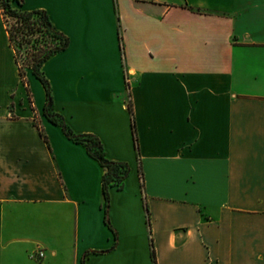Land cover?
I'll return each instance as SVG.
<instances>
[{"label": "crops", "instance_id": "crops-1", "mask_svg": "<svg viewBox=\"0 0 264 264\" xmlns=\"http://www.w3.org/2000/svg\"><path fill=\"white\" fill-rule=\"evenodd\" d=\"M22 1L69 39L42 66L55 111L130 173L110 250L103 170L43 116L0 12V264H264V0Z\"/></svg>", "mask_w": 264, "mask_h": 264}, {"label": "trees", "instance_id": "trees-1", "mask_svg": "<svg viewBox=\"0 0 264 264\" xmlns=\"http://www.w3.org/2000/svg\"><path fill=\"white\" fill-rule=\"evenodd\" d=\"M15 5V6H13ZM22 0H0V12L6 24L5 17L15 21L12 27L6 25L8 33L9 46L14 53V61L17 65L18 74L22 82L25 80L26 70H30L33 76L40 81L45 89L46 101L43 106V116L52 124L58 126L65 137L74 143L82 145L87 154L97 161L103 170L102 175V207L103 220L105 225L113 232V243L110 250H113L117 245V234L112 228L108 216L110 205L109 191L112 187L117 190L124 188L125 180L130 173V167L125 162L113 161L107 158L103 144L93 134L75 133L65 122L63 116L55 111L54 100L51 92V87L42 72L43 64L53 55L64 51L69 45V39L61 32L55 29L51 20L44 10L23 11ZM114 11L117 14L116 5L114 3ZM198 13L205 11L188 7ZM118 37L120 41L121 55H123V46L120 35V26L118 25ZM24 47L25 56L23 62L19 60V49ZM128 110L131 115V129L135 147L137 148V137L135 123L133 118L132 106L128 103ZM41 136L46 140L42 130ZM140 180L142 184V173L140 172ZM105 251H88L85 252L81 264H84L85 257L90 253H103ZM150 257L153 264L155 263V252L153 244L150 246Z\"/></svg>", "mask_w": 264, "mask_h": 264}, {"label": "rangeland", "instance_id": "rangeland-1", "mask_svg": "<svg viewBox=\"0 0 264 264\" xmlns=\"http://www.w3.org/2000/svg\"><path fill=\"white\" fill-rule=\"evenodd\" d=\"M5 20H6V24L5 25H7L8 27H12L14 25V23H15V21L13 19L9 18L8 16L5 17ZM19 52H20L19 60L22 63L23 62V58L25 56L24 47H22L21 49H19ZM31 259L34 260L38 264L41 263V261H42V259H40V260L38 259L37 260V259L32 258V257H31Z\"/></svg>", "mask_w": 264, "mask_h": 264}, {"label": "built area", "instance_id": "built-area-1", "mask_svg": "<svg viewBox=\"0 0 264 264\" xmlns=\"http://www.w3.org/2000/svg\"><path fill=\"white\" fill-rule=\"evenodd\" d=\"M43 256H44V254H43V252L41 251V250H38V251H36V252H34L32 255H31V257L32 258H35V259H42L43 258Z\"/></svg>", "mask_w": 264, "mask_h": 264}]
</instances>
